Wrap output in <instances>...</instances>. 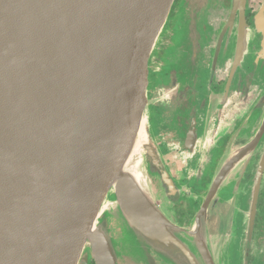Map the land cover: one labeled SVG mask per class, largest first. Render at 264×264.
<instances>
[{"label":"water","instance_id":"water-1","mask_svg":"<svg viewBox=\"0 0 264 264\" xmlns=\"http://www.w3.org/2000/svg\"><path fill=\"white\" fill-rule=\"evenodd\" d=\"M173 3L0 0V264H117L107 218L160 251L202 244L201 216L186 232L157 208L139 139Z\"/></svg>","mask_w":264,"mask_h":264},{"label":"flooded vegetation","instance_id":"flooded-vegetation-1","mask_svg":"<svg viewBox=\"0 0 264 264\" xmlns=\"http://www.w3.org/2000/svg\"><path fill=\"white\" fill-rule=\"evenodd\" d=\"M181 1L148 64L145 166L173 225L201 216L202 244L158 251L108 218L116 262L264 264V0H206L191 17ZM79 264H96L88 249Z\"/></svg>","mask_w":264,"mask_h":264},{"label":"rangeland","instance_id":"rangeland-1","mask_svg":"<svg viewBox=\"0 0 264 264\" xmlns=\"http://www.w3.org/2000/svg\"><path fill=\"white\" fill-rule=\"evenodd\" d=\"M189 4H192V2L191 1H187ZM187 2H186V0H183V1H181V4H180V12H179V14L181 13L183 16H185V14L187 15V16H189V17H191V15H195L196 16V12H197V8L198 7H200L201 6V3L200 4H198V5H196V6H194V8H191V7H189V5L187 4ZM168 18V17H167ZM167 22V21H166ZM166 25V24H165ZM150 181V180H149ZM151 184V183H150ZM106 220H108V218L106 219ZM123 231V233H126L124 230H122ZM131 238H132V236H131ZM112 240H113V243H115L114 242V239L112 238ZM156 250H158V249H156ZM159 251V250H158Z\"/></svg>","mask_w":264,"mask_h":264},{"label":"bare ground","instance_id":"bare-ground-1","mask_svg":"<svg viewBox=\"0 0 264 264\" xmlns=\"http://www.w3.org/2000/svg\"><path fill=\"white\" fill-rule=\"evenodd\" d=\"M139 139H143V140H146L147 141V138H146V127H145V124L144 122L141 123V127H140V130H139Z\"/></svg>","mask_w":264,"mask_h":264}]
</instances>
